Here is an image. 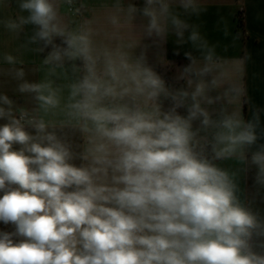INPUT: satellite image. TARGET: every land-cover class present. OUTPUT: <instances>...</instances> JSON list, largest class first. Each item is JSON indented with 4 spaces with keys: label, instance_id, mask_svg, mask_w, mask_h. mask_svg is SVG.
Wrapping results in <instances>:
<instances>
[{
    "label": "clouds",
    "instance_id": "9594fccd",
    "mask_svg": "<svg viewBox=\"0 0 264 264\" xmlns=\"http://www.w3.org/2000/svg\"><path fill=\"white\" fill-rule=\"evenodd\" d=\"M18 6L27 15L5 27L33 25L32 42L53 46L46 64L79 61L81 70L63 107L51 81L19 91L45 113L60 109L81 141L76 151L52 122L12 117L0 96L9 106H0L8 121L0 125V264H264V212L242 202L234 175L216 163L242 159L258 140L256 123L235 113L214 119L203 80L170 89L142 55L96 48L91 29L62 25L53 0ZM166 11L163 0H146L149 35L162 31ZM250 164L264 186V145Z\"/></svg>",
    "mask_w": 264,
    "mask_h": 264
},
{
    "label": "crops",
    "instance_id": "0c3cea01",
    "mask_svg": "<svg viewBox=\"0 0 264 264\" xmlns=\"http://www.w3.org/2000/svg\"><path fill=\"white\" fill-rule=\"evenodd\" d=\"M53 2L68 30L89 28L96 48L123 47L133 57L142 55L170 89L191 91L189 79L193 87L200 80L209 84L215 102L205 106L214 119L235 113L244 122L256 123L258 140L244 157L216 163L234 175L242 202L264 212V186L255 183L256 169L250 164L252 152L264 145V0H163L167 11L160 17L162 31L151 35L147 32L149 18L143 12L146 0H81V16L69 14L65 0ZM18 5L19 0H0V96L12 102V117L27 112L52 122L57 133L79 151V133L62 126L61 110L45 113L35 95L20 92L19 85L51 81L54 88L61 89L63 107L67 86L81 75L80 62H66L62 67L46 64L52 48L43 54V42H32L33 25L17 31L6 28L8 20L27 15ZM240 10L242 34L236 18ZM9 55L14 63L6 60ZM205 67L207 73L200 76L199 70ZM186 68L192 71L185 73ZM19 71L24 73L22 79L17 77ZM6 122L0 119V125ZM26 129L34 134L31 127Z\"/></svg>",
    "mask_w": 264,
    "mask_h": 264
},
{
    "label": "built area",
    "instance_id": "2783aa9c",
    "mask_svg": "<svg viewBox=\"0 0 264 264\" xmlns=\"http://www.w3.org/2000/svg\"><path fill=\"white\" fill-rule=\"evenodd\" d=\"M65 4L67 6V11L69 12V14H71L73 16H81L82 15L84 8L82 6L81 0H65ZM242 17H243L242 11L240 10L237 13V17H236L239 30L243 29ZM21 113L25 114L26 120H27V118L33 117L32 115L28 114L27 112H20L17 114L16 118H19ZM26 128H30V126L27 125V123H26Z\"/></svg>",
    "mask_w": 264,
    "mask_h": 264
},
{
    "label": "trees",
    "instance_id": "16d2710c",
    "mask_svg": "<svg viewBox=\"0 0 264 264\" xmlns=\"http://www.w3.org/2000/svg\"><path fill=\"white\" fill-rule=\"evenodd\" d=\"M56 45H60L61 41L58 39L56 42H54ZM43 47H42V53L45 54L46 51H48L50 48H52L53 46H44V44L42 43Z\"/></svg>",
    "mask_w": 264,
    "mask_h": 264
},
{
    "label": "rangeland",
    "instance_id": "374dc122",
    "mask_svg": "<svg viewBox=\"0 0 264 264\" xmlns=\"http://www.w3.org/2000/svg\"><path fill=\"white\" fill-rule=\"evenodd\" d=\"M239 31V33H242V30H238Z\"/></svg>",
    "mask_w": 264,
    "mask_h": 264
}]
</instances>
